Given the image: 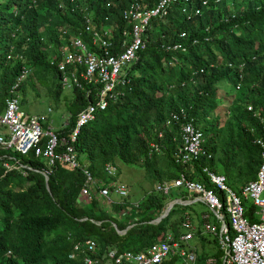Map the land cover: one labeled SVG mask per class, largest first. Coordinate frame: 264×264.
Returning a JSON list of instances; mask_svg holds the SVG:
<instances>
[{"label": "trees", "instance_id": "obj_1", "mask_svg": "<svg viewBox=\"0 0 264 264\" xmlns=\"http://www.w3.org/2000/svg\"><path fill=\"white\" fill-rule=\"evenodd\" d=\"M136 1L149 7L159 2L0 0V113L24 69L44 72L41 76L47 75L52 86L58 83L50 92L59 100L61 74L50 58L64 43L63 29L68 30V41L82 29L84 16L91 14L98 28L113 27L117 44L127 27L122 11ZM145 40L130 84L121 88L124 94L81 129L75 145L80 162L107 185L112 179L105 174V165L116 166L118 161L143 169L157 184L186 174L214 188L203 170L209 168L225 175L240 193L257 179L263 162V149L254 141L264 139V0H180L167 16L153 18ZM176 43L186 51L166 49ZM220 85L229 88L232 99L218 115L226 101L218 92ZM96 87L73 89L74 97L67 103L69 123L58 131L60 137H67L79 114L96 102L100 85ZM181 110L205 139L207 155L194 160L191 171L176 163L175 154L183 144L180 125L167 126L172 114ZM5 161L27 166V176L17 169L7 171ZM45 169L43 159L0 148V264H85L86 252L75 246L87 240L98 245L93 258L110 249L143 253L168 233L176 238L186 234L188 213L199 215L195 204L175 205L167 217L156 221L170 201L186 197L182 189L169 195L153 189L138 203L129 199L104 203L96 198L81 202L85 176L80 169L57 162L49 176L50 190ZM244 206L245 216L257 222L256 206L247 201ZM205 234L200 220L194 231L198 244H192L197 264H207L212 257L223 264L218 237L213 240L214 252ZM161 264L186 263L171 256Z\"/></svg>", "mask_w": 264, "mask_h": 264}, {"label": "built area", "instance_id": "obj_2", "mask_svg": "<svg viewBox=\"0 0 264 264\" xmlns=\"http://www.w3.org/2000/svg\"><path fill=\"white\" fill-rule=\"evenodd\" d=\"M179 1L159 0L154 7L136 1L126 6L122 11V17L127 27L123 31L122 40L117 44L113 43V27L98 28L91 14L84 16L82 29L68 41V30L64 28L62 31L64 43L50 58V64L60 72L63 87L83 90L99 84L100 87L95 94L96 102L90 103L79 114L74 129L67 137H60L58 131L50 125L51 109L44 114H30L23 109L19 87L30 73V70L24 69L11 91V97L6 101L4 112L0 113V148L17 152L22 156L33 155L43 159L47 163V169L43 171L45 178H49L57 162L65 163L74 170L80 169L85 176L79 198L81 202L87 203L96 198L112 203L110 197L113 193L122 198L128 197V187L112 179L117 174L115 165H105V174L112 179L107 185L80 162L75 145L81 129L93 122L97 114L105 111L111 101L124 94L121 88L127 87L131 82V70L138 61L139 52L145 48V33L150 28L153 18L167 16L171 5ZM181 38H185V34L181 35ZM69 47L71 48L68 49ZM166 49L185 51L181 43L168 46ZM90 93L91 90H88V94ZM248 110L252 111L253 107L249 106ZM172 124L180 125L183 143L175 154L176 163L184 165L191 171L192 162L207 155L204 134L184 110L172 114L167 126ZM254 142L263 149V162L257 179L246 184L240 193L227 186L225 175L209 168L203 170L214 188H207L205 184L188 178L186 174L155 187L156 192L165 195H169L174 189H182L186 197L181 196L169 203L174 206H186L195 202L207 206L208 211L201 216L202 230L206 234L219 237V245L224 252L223 264H264V139L257 138ZM153 147L160 151L157 145ZM59 148L64 150L59 151ZM3 165L7 171L17 169L27 176L25 169L28 167L21 165L19 161L14 163L5 161ZM245 201H251L256 206L257 222H251L245 216ZM184 226L188 232L180 238L168 233L160 242L143 253L118 252L116 249H110L105 255L92 258L91 255L95 256L94 254L98 253V245L94 240H87L83 245L77 244L75 250L86 252L85 264H99L104 260L114 264H161L171 256H180L186 264H197V253L190 243L194 239L196 229L190 217ZM231 231L233 237L230 235ZM207 264H216V259H209Z\"/></svg>", "mask_w": 264, "mask_h": 264}, {"label": "rangeland", "instance_id": "obj_3", "mask_svg": "<svg viewBox=\"0 0 264 264\" xmlns=\"http://www.w3.org/2000/svg\"><path fill=\"white\" fill-rule=\"evenodd\" d=\"M42 73L44 72H39V74H35V69L30 68L29 76H31L32 79L28 76V79L25 80L26 83L24 89L19 91L21 99L25 98L26 100L25 104L22 105V107L25 111L40 114L47 113L48 109H52V112L49 114L50 125L54 129L66 126V122H69L70 118L67 103L69 100L71 101L74 97L73 90L66 87H62V94L60 96V99H55L50 92L52 82H50V78L47 75L42 77ZM57 84L52 87L56 88ZM228 90L229 88H226V86H219L218 92L222 97L225 98L226 101H224L225 103L217 111L218 115H221V111H224L228 108V102L232 99L231 94ZM115 167L117 174L112 179L113 181L125 184L128 187L129 195L128 197L122 198L119 195L113 193L110 197L113 201H121L122 199L126 198L132 202H137L142 200L144 197H146L149 192L155 189L157 182L151 178H148L143 169L137 166L126 165L120 161L117 162V165ZM226 184L232 190L236 191L237 193L239 192L238 188H236V186H234L231 181L227 180ZM247 203L251 204V201H247ZM107 207H109L108 204ZM194 210L195 212H197V214H199L198 216L201 217L203 212L208 211V208L203 203H196L194 205ZM191 216L195 217L194 221L192 222L197 230L200 219L199 217H196L193 213L190 214V217ZM213 219L211 220L212 222H214ZM205 236L208 241L211 242L210 248H212V250L215 252L217 250L216 245L213 243L215 237L213 235H210L209 233L205 234ZM190 243L191 245L198 244L197 239L195 238L192 239ZM91 257L93 258L92 255ZM86 258L87 256L85 255L84 262ZM104 263L106 262L101 261L99 264ZM111 264H114V262H112Z\"/></svg>", "mask_w": 264, "mask_h": 264}, {"label": "crops", "instance_id": "obj_4", "mask_svg": "<svg viewBox=\"0 0 264 264\" xmlns=\"http://www.w3.org/2000/svg\"><path fill=\"white\" fill-rule=\"evenodd\" d=\"M22 96H23V95H22ZM22 100H23V101H22V105H24L25 102H26V100H25V98H24V99L22 98ZM48 110H49V109H48ZM51 110H52V109H51ZM27 112H28V111H27ZM28 113H30V114H40V113H33V112H28ZM43 114H44V113H43ZM68 123H69V122L67 121L66 124H68ZM65 127H66V126L58 127V128H56V130H57V131H60V130H62V129L65 128ZM84 165H86V164H84ZM104 180H105V179H101V181L105 183ZM156 186H157V184H156ZM156 186H155V187H156ZM122 200H125V199H122ZM122 200H121V201H122ZM100 201H104V200H100ZM140 201H141V200H140ZM112 202H113V200H112ZM131 202H132V201H131ZM138 202H139V201H137V202H133V203H138ZM104 203H106V202L104 201ZM196 203H201V202H195V203L190 204V205H194V204H196ZM251 204H252V203H251ZM256 212H257V210H256ZM192 213H193V212H192ZM192 213H188L189 216H190V214H192ZM163 214H164V213H163ZM163 214H162V215H163ZM255 214H256V213H255ZM194 215H195V214H194ZM189 216H188V217H189ZM197 217H198V216H197ZM257 217H258V216H257ZM191 219H192V218H191ZM194 219H195V217L193 218L192 221H194ZM199 219L201 220V217H199ZM192 225H193V222H192ZM193 227H194V225H193ZM194 228L196 229V227H194ZM214 237H218V236H214ZM218 245H219V237H218ZM219 247H220V245H219ZM220 249H221V248H220ZM197 257H198V255H197ZM212 258L216 259V264H217V263H218V259L215 258V257H212ZM210 259H211V258H210ZM208 260H209V259H208ZM208 260H207V261H208Z\"/></svg>", "mask_w": 264, "mask_h": 264}, {"label": "water", "instance_id": "obj_5", "mask_svg": "<svg viewBox=\"0 0 264 264\" xmlns=\"http://www.w3.org/2000/svg\"><path fill=\"white\" fill-rule=\"evenodd\" d=\"M48 182H49V178L47 177V178H46L47 188H48V190H50V187H49ZM173 208H174V204H169V206L166 208L164 214L161 215L156 221H157V222H160L162 219H164L165 217H167V216L170 214V212H171V210H172ZM114 226H116V225H114ZM119 232H120V231H119Z\"/></svg>", "mask_w": 264, "mask_h": 264}, {"label": "clouds", "instance_id": "obj_6", "mask_svg": "<svg viewBox=\"0 0 264 264\" xmlns=\"http://www.w3.org/2000/svg\"><path fill=\"white\" fill-rule=\"evenodd\" d=\"M180 51H182V50H180ZM185 51H186V48H185Z\"/></svg>", "mask_w": 264, "mask_h": 264}]
</instances>
